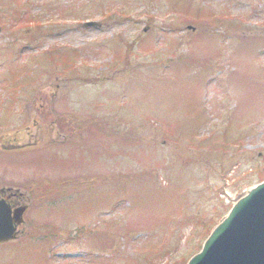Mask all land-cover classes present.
Masks as SVG:
<instances>
[{"label":"rangeland","instance_id":"rangeland-1","mask_svg":"<svg viewBox=\"0 0 264 264\" xmlns=\"http://www.w3.org/2000/svg\"><path fill=\"white\" fill-rule=\"evenodd\" d=\"M171 1L0 0V187L27 192V222L0 245V264H88L91 250L114 253L112 264H183L229 199L261 178L264 117H253L264 111V78L249 87L228 78L254 75L255 52L238 69L216 62L218 81L204 82L214 67L207 50L222 41L172 30ZM194 2L243 23L221 35L264 34V0ZM63 46L76 48L69 70L50 54ZM171 48L193 53L190 72L174 73ZM20 71L22 84L13 80ZM12 145L26 146L2 148ZM66 187L74 196L64 215L36 204ZM101 226L114 247L111 237L78 236Z\"/></svg>","mask_w":264,"mask_h":264},{"label":"water","instance_id":"water-1","mask_svg":"<svg viewBox=\"0 0 264 264\" xmlns=\"http://www.w3.org/2000/svg\"><path fill=\"white\" fill-rule=\"evenodd\" d=\"M95 24L89 22L86 25ZM0 198V242L16 236L24 207ZM187 264H264V182L248 188Z\"/></svg>","mask_w":264,"mask_h":264},{"label":"trees","instance_id":"trees-1","mask_svg":"<svg viewBox=\"0 0 264 264\" xmlns=\"http://www.w3.org/2000/svg\"><path fill=\"white\" fill-rule=\"evenodd\" d=\"M169 2H171L172 4L171 0H169ZM173 6H174L173 10L178 14L175 24L182 27L188 24H192L198 30H200L199 34L203 36H205L207 33H214L215 32L214 27L218 26L217 22L221 23L220 26H224L225 29H232V28L235 29L236 27L243 25V23L240 20L231 17L228 11H224L226 12L225 15H227V17H223L222 14H218V12H214L211 6L203 7L198 3L195 4L194 0H173ZM215 13L218 14V17L214 18ZM203 36H201L200 38H203ZM229 39L231 43L224 48V52L225 53L227 52L229 54L228 55L229 60L234 61L236 63L241 62L240 59L244 55L252 54L257 50L259 46L264 45V34L257 36L256 34H252V33L251 34L237 33L233 35L231 34ZM211 51L212 52H209V50H207V53L205 55L208 65L209 64L212 65V60L217 62L222 58V51L220 49L213 46ZM192 54L193 53L188 55H179L177 59L176 58L175 60L173 59L175 61L174 63L175 68L179 70L182 69L190 70L189 63L194 62L195 60V56H190ZM252 59H253V63L255 64L254 75H250V74L240 75L242 81L249 84L248 87L255 85V81L251 80L255 78L254 77L255 75H259V79L264 78V69H260L261 62L258 61V59H255L254 57ZM199 62L203 64V60H200ZM262 87L264 88V84H262ZM56 193L57 196L59 197L60 195L58 194V192ZM36 204L44 205L48 207L50 203L45 202L43 197L41 199L36 200ZM191 218L192 217H189V219ZM108 225L111 226V223L109 222ZM102 231H103L102 227H99L96 230V232H98L97 236L92 234L95 232L90 230L84 231L81 234L82 235L85 234L84 236L86 237V239L93 238L94 240H97L99 242L101 241L100 242L101 244H105L104 239L106 237H111L112 239L111 244H113L112 235L109 234V232H107V234L104 235ZM79 238H82V236ZM105 255L106 253H100L99 255L94 256L91 262H93L94 264H106V263L111 264V259ZM185 260L183 259L182 261L185 262ZM173 264L176 263L174 262Z\"/></svg>","mask_w":264,"mask_h":264}]
</instances>
